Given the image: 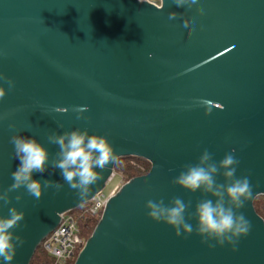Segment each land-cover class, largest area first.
I'll return each mask as SVG.
<instances>
[{"label": "water", "instance_id": "1", "mask_svg": "<svg viewBox=\"0 0 264 264\" xmlns=\"http://www.w3.org/2000/svg\"><path fill=\"white\" fill-rule=\"evenodd\" d=\"M171 12L176 19H169ZM0 74L14 81L9 89L0 79L6 89L0 190L13 183L19 166L10 143L17 132L44 144L50 161L59 149L48 136L79 128L106 135L117 160L151 164L147 175L107 199L75 264H264V220L254 208L264 196V0H198L191 8L173 0H161L160 7L137 0H0ZM76 106L88 109L81 119ZM204 149L217 162L235 149L236 176L250 180L251 193L239 211L251 230L235 250L209 247L195 232L177 237L147 215L148 200L168 204L180 197L192 202L193 211L205 198L172 183ZM116 162L83 199L49 165L33 179L58 182L62 189L47 188L35 199L20 188L9 193V204L0 201V216L13 206L25 213L14 229L24 243L11 264H30L61 215L102 195Z\"/></svg>", "mask_w": 264, "mask_h": 264}, {"label": "clouds", "instance_id": "2", "mask_svg": "<svg viewBox=\"0 0 264 264\" xmlns=\"http://www.w3.org/2000/svg\"><path fill=\"white\" fill-rule=\"evenodd\" d=\"M177 7L187 5L189 8L198 3V0H173ZM202 11V10H201ZM178 13H169V19H176ZM189 20L183 21L185 28L189 27ZM8 88H14V81L0 74ZM6 96V89L0 86V101ZM56 112L64 113L65 108H56ZM73 111L77 119L88 111L87 107L76 106ZM15 124H9V129H15ZM63 127V125H60ZM50 144L58 146L56 157L51 159L47 147L34 137H25L18 132L11 136L10 143L14 148V157L19 160V166L11 173L13 183L6 189L0 190V201L9 204V193L24 188L35 199L41 198L44 190L54 187L57 191L63 184L49 180L33 179L34 173L43 174L49 167L59 169L64 182L73 190H77L81 199L87 197L91 186L99 179L100 174L109 164L117 160L106 135L89 134L87 129L79 128L64 131L62 134L53 132L48 136ZM235 149L226 153L218 162L213 154L204 149L196 163L183 165V170L173 179L172 183L190 192H201L205 198L196 202L193 211L192 202H185L180 197H174L168 204L163 199L148 200L145 207L148 217L155 222H162L175 231V235L185 238L193 232L199 235L202 243L209 247L229 244L235 246L241 237L247 236L251 224L239 210L244 207L245 201L251 193V184L248 176L237 177L239 160L234 155ZM97 169L101 171H97ZM223 177V182L217 180ZM208 196L212 197L207 198ZM17 201L21 199L18 195ZM8 215L0 216V258L5 264H11L15 258L17 246L23 245V239L15 235L14 229L20 226L25 213L16 207L8 209ZM195 219L193 226L189 221ZM215 241V244L209 243Z\"/></svg>", "mask_w": 264, "mask_h": 264}, {"label": "built area", "instance_id": "3", "mask_svg": "<svg viewBox=\"0 0 264 264\" xmlns=\"http://www.w3.org/2000/svg\"><path fill=\"white\" fill-rule=\"evenodd\" d=\"M137 1L139 3H148L156 7L161 6V0L158 3L151 0ZM106 205L107 199L104 197V195H98L94 197L89 203L83 205L86 207L82 213V216L87 214L92 217L99 216L101 218ZM72 212H67L61 215L58 226L46 237V239L41 244L48 255L54 259L55 264H63L67 260L73 258L75 255H79L88 241L82 235V231L78 225V220L74 214H72Z\"/></svg>", "mask_w": 264, "mask_h": 264}, {"label": "trees", "instance_id": "4", "mask_svg": "<svg viewBox=\"0 0 264 264\" xmlns=\"http://www.w3.org/2000/svg\"><path fill=\"white\" fill-rule=\"evenodd\" d=\"M116 170H121V172H123L124 178L130 181L135 178L147 175L151 170V164L148 161L140 158H122L117 160L114 166V171ZM85 207L86 206H83L77 210H74L72 214L78 217V225L82 231V235L86 240H89L98 226L101 218L99 216L92 217L87 214L82 216ZM254 208L256 213L264 220V203L259 202L256 198L254 201ZM77 257L78 255H75L73 258L67 260L63 264H75ZM30 264H55V261L48 255L43 247L40 246L36 250Z\"/></svg>", "mask_w": 264, "mask_h": 264}, {"label": "rangeland", "instance_id": "5", "mask_svg": "<svg viewBox=\"0 0 264 264\" xmlns=\"http://www.w3.org/2000/svg\"><path fill=\"white\" fill-rule=\"evenodd\" d=\"M151 1L158 3L160 0H151ZM128 182L129 181L126 178H124L123 172H121V170L114 171L113 179L107 183L105 189L103 190L104 197L106 199H108L110 196H113V195L117 194L122 189V187L125 184H127ZM257 200L259 202L264 203V196L258 197ZM75 217H76V219L78 218L77 216H75Z\"/></svg>", "mask_w": 264, "mask_h": 264}]
</instances>
